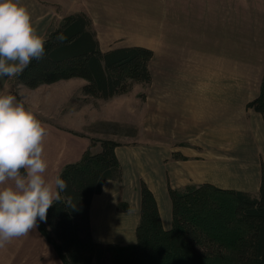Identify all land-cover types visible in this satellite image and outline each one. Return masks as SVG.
<instances>
[{
  "label": "crops",
  "instance_id": "1",
  "mask_svg": "<svg viewBox=\"0 0 264 264\" xmlns=\"http://www.w3.org/2000/svg\"><path fill=\"white\" fill-rule=\"evenodd\" d=\"M18 2L28 8L43 37L55 14L61 17L59 10L62 18L84 11L93 21L102 50L130 45L151 48V100L169 117L168 136L181 142L191 138L189 145L145 142L117 147L123 179L107 180L91 204L92 230L99 242L136 241L142 181L153 191L166 229L173 225L169 185L210 182L252 192L261 189L264 117L247 104L260 94L264 79V0ZM8 79L0 77V94L7 91ZM62 86L63 95L71 85ZM67 94L56 103L57 110L51 109L54 105L29 103L47 130L43 155L48 165L45 177L50 180L82 157L91 136L107 135L98 129L106 126L108 116L90 121L93 133L87 132L80 101ZM54 111L57 125L49 118ZM154 132L153 137H164ZM194 138H200L201 144ZM173 152L183 157L173 159ZM123 200L128 203L126 210L119 208ZM0 264L64 263L36 226L0 248Z\"/></svg>",
  "mask_w": 264,
  "mask_h": 264
},
{
  "label": "trees",
  "instance_id": "2",
  "mask_svg": "<svg viewBox=\"0 0 264 264\" xmlns=\"http://www.w3.org/2000/svg\"><path fill=\"white\" fill-rule=\"evenodd\" d=\"M63 34L66 39L60 41ZM45 54L14 77L29 89L70 78L86 81L87 100H108L153 82L154 51L144 45L102 50L91 17L84 11L65 15L45 37ZM249 109L264 117V79ZM82 157L66 164L59 177L67 183L60 199L37 226L64 264H264V180L257 192L210 182L169 185L173 225L166 229L153 191L141 184V215L136 241L99 242L91 225V204L107 180L122 181L117 155L122 142L91 136ZM184 144V143H181ZM174 154V157H180ZM57 191H59L57 189ZM119 208L124 210L123 202Z\"/></svg>",
  "mask_w": 264,
  "mask_h": 264
},
{
  "label": "clouds",
  "instance_id": "3",
  "mask_svg": "<svg viewBox=\"0 0 264 264\" xmlns=\"http://www.w3.org/2000/svg\"><path fill=\"white\" fill-rule=\"evenodd\" d=\"M63 41L66 37H57ZM46 39L18 0H0V77L21 74L45 54ZM47 130L25 100L0 94V248L46 221L67 183L47 179L43 140ZM57 189L59 191H57Z\"/></svg>",
  "mask_w": 264,
  "mask_h": 264
},
{
  "label": "rangeland",
  "instance_id": "4",
  "mask_svg": "<svg viewBox=\"0 0 264 264\" xmlns=\"http://www.w3.org/2000/svg\"><path fill=\"white\" fill-rule=\"evenodd\" d=\"M56 10L59 9L57 8ZM59 11L61 17L55 14L56 18L49 27L47 34L52 29L56 28L60 23V21L62 20V15H61L62 11L61 10ZM47 34L44 37H46ZM14 77L8 79L7 81L8 86L5 94H12L17 97V100L23 98L25 100L27 107L31 108L30 104H37V105L45 104L50 106L54 105L51 109L57 110L56 103L61 100V97H63L64 99L65 96H68L67 93H69V97H71L72 99L73 98L78 99L81 104V109L83 110L82 120H84L87 123L85 129L87 130V132L93 133V122L90 124V121L93 120L104 121V119L108 116L109 120L106 126L100 127L98 129L99 133L103 132L107 134L103 138L117 139L121 141L122 144H127V145H137L145 142L149 144H154L155 146H157L156 144L159 143H164L165 145L170 144L171 146L182 145L181 143L188 145L191 144L190 142H188L189 139L191 138L187 139L188 141L181 142V141H177L178 140L177 138H172L167 135L169 131L168 128L169 117L168 115H166V113H163L159 109H157L153 100H151L150 87L152 83L150 85L138 83L128 93L115 96L108 100L100 99L93 102L92 100H87V98H85V96L81 92L82 86L86 83V81L81 78H70V79L61 80L56 82V84L54 83V84L43 85L39 87L38 90H36V89H29L23 85H19L18 83L15 82ZM63 84L66 85L69 84L71 86L69 87V91L63 93L62 95V92L64 91V87L62 86ZM49 116H50L49 117L50 120L57 125L58 124L57 112L54 111ZM136 124H138L139 126L137 127ZM154 131L162 134V136L164 137L162 138L153 137L152 134ZM143 134L144 137L142 136ZM149 134L151 135L149 136ZM206 140L208 141V139ZM192 141L201 144L200 138H194ZM222 149L232 152V149L229 148H222ZM174 154H179L181 156L174 157ZM182 157L183 155L179 152H173L171 156V158L173 159H178ZM121 202H123V207H124L122 209L126 210V207H128V203L126 202V200H123ZM40 232L43 234L41 230Z\"/></svg>",
  "mask_w": 264,
  "mask_h": 264
}]
</instances>
